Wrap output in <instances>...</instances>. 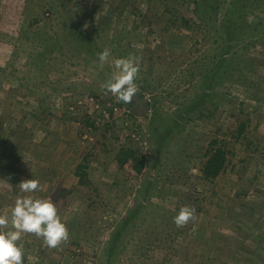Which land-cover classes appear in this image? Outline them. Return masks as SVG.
Listing matches in <instances>:
<instances>
[{"label": "rangeland", "instance_id": "obj_1", "mask_svg": "<svg viewBox=\"0 0 264 264\" xmlns=\"http://www.w3.org/2000/svg\"><path fill=\"white\" fill-rule=\"evenodd\" d=\"M194 7L0 0V213L36 178L69 231L56 248L24 234L23 264H264V23L242 27L234 48ZM104 48L140 58L129 102L101 88ZM220 56L231 66L205 78ZM219 147L224 170L205 178ZM121 148L134 156L121 162ZM182 205L196 211L178 227Z\"/></svg>", "mask_w": 264, "mask_h": 264}, {"label": "clouds", "instance_id": "obj_2", "mask_svg": "<svg viewBox=\"0 0 264 264\" xmlns=\"http://www.w3.org/2000/svg\"><path fill=\"white\" fill-rule=\"evenodd\" d=\"M99 66L111 67V72L101 84V88L119 101L129 102L138 92L137 79L140 72L139 57L129 54L125 57H113L110 48H104L98 54ZM20 192L9 213H0V264H23L24 248L20 243L24 234L32 233L44 239L50 248H56L69 239L66 224L58 214L57 203L50 195H37L40 181L36 178L22 180ZM196 209L182 205L173 217L174 223L184 226L194 218Z\"/></svg>", "mask_w": 264, "mask_h": 264}, {"label": "trees", "instance_id": "obj_3", "mask_svg": "<svg viewBox=\"0 0 264 264\" xmlns=\"http://www.w3.org/2000/svg\"><path fill=\"white\" fill-rule=\"evenodd\" d=\"M195 4L194 12L197 18L208 20L212 18L213 20L217 19L218 22L223 23L224 28L221 33L223 40H228L229 45L233 44L232 41L238 42L242 38V27L250 25L254 29L260 30L262 23H264L263 17H259V12L264 11V0H192ZM219 12L221 16L219 17ZM166 14H168L169 21L173 24L175 23H187L186 19L182 15L180 17L178 9H166ZM222 19V20H220ZM256 19V20H255ZM188 25V24H187ZM185 25V27L187 26ZM178 26V25H177ZM222 27V25H221ZM227 30V31H226ZM264 33V28L262 29V35ZM240 36V37H239ZM231 42V43H230ZM236 44H233L234 48ZM237 52V49H235ZM223 57V56H222ZM221 56L212 63V66L209 67L208 71H201V74L204 77H210L209 72H214L216 68L225 67L226 65L231 66L227 58H222ZM242 58V62L246 61L244 53H241L238 59ZM248 58V56H247ZM251 58L249 57L248 60ZM227 60V61H226ZM229 64H228V63ZM222 70V69H221ZM213 84H210L208 87L211 88ZM205 95V92L203 93ZM92 123V122H90ZM245 130V124L239 123L237 128V133H242ZM212 142H215L213 140ZM118 159L121 162H124L128 157L134 156V151L128 148H121L117 153ZM84 160L87 157L83 158ZM226 156L222 148L213 149L212 151L206 152V159L203 161L201 171L205 178H214L216 177L225 167ZM142 161L140 160L138 165L140 166ZM13 162L9 163L7 166L11 167ZM5 165V163L3 164ZM79 173V170H76ZM57 198V195H55ZM134 213V211H133ZM118 234H116L117 236ZM116 239L113 238V240Z\"/></svg>", "mask_w": 264, "mask_h": 264}, {"label": "water", "instance_id": "obj_4", "mask_svg": "<svg viewBox=\"0 0 264 264\" xmlns=\"http://www.w3.org/2000/svg\"><path fill=\"white\" fill-rule=\"evenodd\" d=\"M135 100H136V103L135 104L137 105L139 103V101H138V99H135Z\"/></svg>", "mask_w": 264, "mask_h": 264}]
</instances>
